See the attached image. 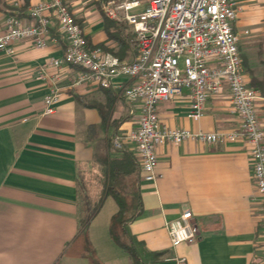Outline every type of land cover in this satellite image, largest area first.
Returning a JSON list of instances; mask_svg holds the SVG:
<instances>
[{"label": "crops", "instance_id": "obj_1", "mask_svg": "<svg viewBox=\"0 0 264 264\" xmlns=\"http://www.w3.org/2000/svg\"><path fill=\"white\" fill-rule=\"evenodd\" d=\"M34 1L0 0V25L12 11L33 22L28 11ZM66 1L89 46L123 60L135 58L132 27L104 13L111 0ZM149 1L141 0L138 9ZM237 1L233 28L247 82L262 97L258 113L264 128V0ZM14 46L13 54L0 51V264H91L85 239L79 236L81 185L91 171L121 157L124 150L136 155L132 143L117 149L112 140L136 126L139 104L129 103L114 89L73 86L80 69L67 65L48 70L61 75L63 93L56 112L44 114L49 82L38 70L63 56L66 41L53 29L46 48L29 39ZM189 109L186 95L158 106L160 118L171 127L218 131L239 126L227 86L209 100L200 121L188 117ZM157 154L158 177L146 181L141 169L143 212L129 224L148 264H176L173 257H186L187 264H264L261 200L247 143L187 140L161 145ZM185 208L193 212L199 239L173 247L166 222ZM118 210L114 197L107 196L87 228L89 245L103 264H133L110 234Z\"/></svg>", "mask_w": 264, "mask_h": 264}, {"label": "built area", "instance_id": "obj_2", "mask_svg": "<svg viewBox=\"0 0 264 264\" xmlns=\"http://www.w3.org/2000/svg\"><path fill=\"white\" fill-rule=\"evenodd\" d=\"M141 0H111L104 5L105 15L129 24L134 31L136 56L123 60L100 46L88 45L81 25L66 0H35L24 22L17 11L10 12L0 25V51L15 52V43L29 39L37 48H46L56 29L65 39L63 56L52 58L38 70L49 82L44 96V114L56 112L63 93L59 73L51 68L67 65L80 69L72 85L93 84L114 89L131 104H139L135 127L113 137V145L123 149L134 145L143 177H158L157 147L187 140L206 144H225L244 140L252 162V176L261 200V229L264 237V128L258 115L262 98L246 79L234 32L239 6L237 0H150L142 9ZM19 5H16L18 7ZM230 91L231 111L239 117V126L231 130L204 131L171 127L160 118L158 106L188 96V117L198 122L206 114L210 99ZM171 245L193 243L199 228L193 212L185 208L166 222ZM176 264H187L186 257H173Z\"/></svg>", "mask_w": 264, "mask_h": 264}, {"label": "trees", "instance_id": "obj_3", "mask_svg": "<svg viewBox=\"0 0 264 264\" xmlns=\"http://www.w3.org/2000/svg\"><path fill=\"white\" fill-rule=\"evenodd\" d=\"M109 0H99L104 3ZM104 171L106 176V188L102 198L97 205L91 209L88 207L81 218L80 235L85 239L87 250L91 264H103L96 258L94 250L89 245L87 240V228L93 217L100 210L105 198L109 195L116 200L119 210L113 215L110 223V234L113 240L126 250L132 260L133 264H148L144 253L131 233L129 224L137 219L143 212V203L140 192L141 181V165L137 155L128 150H124L121 157L108 159L104 162ZM132 175H135L134 185L130 190L124 187V180Z\"/></svg>", "mask_w": 264, "mask_h": 264}, {"label": "rangeland", "instance_id": "obj_4", "mask_svg": "<svg viewBox=\"0 0 264 264\" xmlns=\"http://www.w3.org/2000/svg\"><path fill=\"white\" fill-rule=\"evenodd\" d=\"M259 115V113H258ZM260 118V115H259ZM261 121V120H260ZM105 167L101 168L97 172H90V175L86 176V180H83L81 185V202L84 213H87L85 210L90 207L93 209L98 201L102 198L104 190L106 188V176H105ZM135 175H132L124 180V187L127 190H130L131 186L134 185ZM115 203V202H113ZM110 203L107 204L105 211H110ZM116 205V204H115ZM83 213V214H84Z\"/></svg>", "mask_w": 264, "mask_h": 264}]
</instances>
